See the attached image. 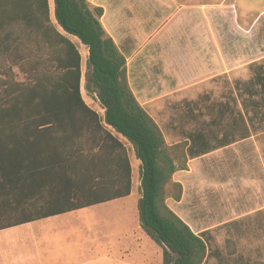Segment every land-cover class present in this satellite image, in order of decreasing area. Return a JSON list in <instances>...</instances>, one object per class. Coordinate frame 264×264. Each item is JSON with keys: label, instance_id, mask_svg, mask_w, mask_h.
Masks as SVG:
<instances>
[{"label": "trees", "instance_id": "trees-1", "mask_svg": "<svg viewBox=\"0 0 264 264\" xmlns=\"http://www.w3.org/2000/svg\"><path fill=\"white\" fill-rule=\"evenodd\" d=\"M52 2L51 15L48 0H0V229L128 196L131 164L120 135L140 162L138 221L161 247L162 264H203L204 233L166 203L182 194L172 176L187 169L188 158L264 124V61L238 85L244 114L218 103L211 122L219 126L229 113V128L196 129L184 143L168 145L129 86L126 56L101 23L103 8L88 0ZM70 35L87 48L83 73ZM82 76L103 115L85 102Z\"/></svg>", "mask_w": 264, "mask_h": 264}, {"label": "rangeland", "instance_id": "rangeland-1", "mask_svg": "<svg viewBox=\"0 0 264 264\" xmlns=\"http://www.w3.org/2000/svg\"><path fill=\"white\" fill-rule=\"evenodd\" d=\"M88 1L103 8L101 23L126 56L129 86L168 145L184 143L196 129L229 128V113L221 125L211 122L218 103L244 114L246 95L238 85L252 76L253 64L264 61V0ZM69 38L78 46L83 73L87 48ZM14 71L24 79L17 67ZM83 84L82 76L86 95ZM118 138L133 164V184L131 196L115 202L131 205L140 194V162ZM172 178L181 183L182 194L166 203L194 232L204 233L203 264H264V124H255L246 138L188 158L187 169ZM100 204L80 212L83 233L96 229L99 217L111 225L115 210ZM143 235L142 247L158 254L151 264H162L161 247Z\"/></svg>", "mask_w": 264, "mask_h": 264}, {"label": "crops", "instance_id": "crops-1", "mask_svg": "<svg viewBox=\"0 0 264 264\" xmlns=\"http://www.w3.org/2000/svg\"><path fill=\"white\" fill-rule=\"evenodd\" d=\"M82 96L100 116L103 115V109L93 96ZM130 164L133 184L131 159ZM131 194L132 185L128 196L104 202L106 207L115 210L111 225H105L108 220L99 217L96 229L92 227L87 234L82 232L85 223L80 212L99 208L100 203L0 229V264H151V259L158 254L156 251L153 256L150 249L142 247L145 233L140 228L136 206L140 194L131 205L115 202L127 200ZM73 243L74 248L71 247Z\"/></svg>", "mask_w": 264, "mask_h": 264}]
</instances>
